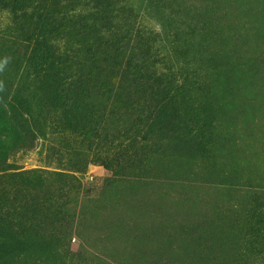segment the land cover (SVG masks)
<instances>
[{
    "label": "rangeland",
    "instance_id": "obj_1",
    "mask_svg": "<svg viewBox=\"0 0 264 264\" xmlns=\"http://www.w3.org/2000/svg\"><path fill=\"white\" fill-rule=\"evenodd\" d=\"M5 95L0 264H264V0H0Z\"/></svg>",
    "mask_w": 264,
    "mask_h": 264
},
{
    "label": "trees",
    "instance_id": "obj_2",
    "mask_svg": "<svg viewBox=\"0 0 264 264\" xmlns=\"http://www.w3.org/2000/svg\"><path fill=\"white\" fill-rule=\"evenodd\" d=\"M0 120H8L13 114H15V112L17 111V102L14 100H12L11 98H9L8 95H5V99L4 98H0ZM19 113V112H18ZM19 116L21 117V128L22 130L26 131L28 130V123L29 120L24 118V115H22V113H19ZM26 129V130H25Z\"/></svg>",
    "mask_w": 264,
    "mask_h": 264
}]
</instances>
